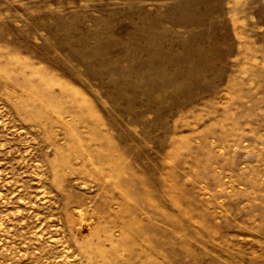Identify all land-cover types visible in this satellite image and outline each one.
Instances as JSON below:
<instances>
[{
	"label": "rangeland",
	"instance_id": "374dc122",
	"mask_svg": "<svg viewBox=\"0 0 264 264\" xmlns=\"http://www.w3.org/2000/svg\"><path fill=\"white\" fill-rule=\"evenodd\" d=\"M0 264H264V0H0Z\"/></svg>",
	"mask_w": 264,
	"mask_h": 264
}]
</instances>
